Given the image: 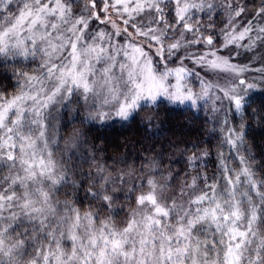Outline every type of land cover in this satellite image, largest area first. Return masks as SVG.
I'll list each match as a JSON object with an SVG mask.
<instances>
[{
  "label": "snow or ice",
  "instance_id": "snow-or-ice-1",
  "mask_svg": "<svg viewBox=\"0 0 264 264\" xmlns=\"http://www.w3.org/2000/svg\"><path fill=\"white\" fill-rule=\"evenodd\" d=\"M262 50L264 0H0V264H264ZM193 110L221 136L211 176L208 148L183 172L157 148L161 112ZM117 120L153 141L138 167L83 127Z\"/></svg>",
  "mask_w": 264,
  "mask_h": 264
},
{
  "label": "trees",
  "instance_id": "trees-1",
  "mask_svg": "<svg viewBox=\"0 0 264 264\" xmlns=\"http://www.w3.org/2000/svg\"><path fill=\"white\" fill-rule=\"evenodd\" d=\"M16 67H20V65H16ZM14 87L15 77L12 72V64L9 62L7 68L0 67V91L7 89L11 93ZM254 94H256L254 96L256 103L253 104V108H256L264 101V93L261 91ZM150 114L149 110H145V112L141 113V116L146 117ZM160 116L162 120H166L167 122L161 126L162 130L158 133L157 148L159 149L161 144H166L169 141L172 142L173 146L168 148L165 153L171 149L177 151L185 147L191 149L192 143L199 144L201 148H208L211 154L205 158V166L209 176H211L216 171L218 165L217 146L221 138L218 126H215L217 127L216 132L210 131L214 125L205 122L206 113L203 111L199 113H195V110L183 113L161 112ZM236 120H239L238 116ZM250 125V128L247 129V139L259 173V169L264 168V125L257 123L255 120L250 121ZM89 128L92 129V138L96 136L101 137L96 143L106 146V155L131 153L132 155L129 157L130 162L135 158L137 167L143 162L142 159L136 158L137 154L141 156L148 155V153L144 152V147L153 142L152 140L143 139V127H138L135 122L115 123L110 127L102 128L90 126ZM137 141H141V143H137ZM182 141H187L188 144L186 145ZM224 151L227 154L228 149H224ZM188 154L184 153L183 158L177 160L175 165L180 168L185 166Z\"/></svg>",
  "mask_w": 264,
  "mask_h": 264
},
{
  "label": "rangeland",
  "instance_id": "rangeland-1",
  "mask_svg": "<svg viewBox=\"0 0 264 264\" xmlns=\"http://www.w3.org/2000/svg\"><path fill=\"white\" fill-rule=\"evenodd\" d=\"M243 51V50H241ZM264 51V50H262ZM224 54H227L226 52ZM253 54L249 53V54H245V55H241L240 57H236L234 62H238V63H248V59L252 56ZM189 67H191V65H189ZM197 71H200V69H197ZM201 74L203 75V72H201ZM256 92H261L260 90H256L254 93ZM253 93V97L256 95ZM264 93V92H263ZM183 107V106H182ZM81 116H83V111H81L80 113ZM231 116V114H229ZM115 123H122L120 121H116ZM115 123L109 122L108 126H100L99 124H97L96 126H93L91 124H85L83 125V127H85V130H87L90 126H93L95 128H102V127H110L112 125H114ZM80 123L79 121H77V127H80ZM183 154L180 150H169L168 152L165 153V160H164V165L171 167L172 169H174L175 171H181L183 172L185 170V166H183L182 168L177 167L175 165V162L177 160H181L183 158ZM206 160V159H205ZM259 174V173H258ZM80 196L84 195L83 190H81V192L79 193ZM88 206V201H84V203L81 205L82 208H87ZM124 216V213L120 214V217H117V219H120Z\"/></svg>",
  "mask_w": 264,
  "mask_h": 264
}]
</instances>
